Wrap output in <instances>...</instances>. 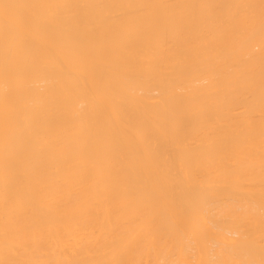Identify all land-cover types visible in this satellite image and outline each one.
<instances>
[{
    "label": "bare ground",
    "instance_id": "1",
    "mask_svg": "<svg viewBox=\"0 0 264 264\" xmlns=\"http://www.w3.org/2000/svg\"><path fill=\"white\" fill-rule=\"evenodd\" d=\"M0 264H264V0H0Z\"/></svg>",
    "mask_w": 264,
    "mask_h": 264
}]
</instances>
